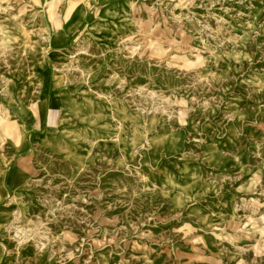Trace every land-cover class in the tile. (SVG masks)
Wrapping results in <instances>:
<instances>
[{
  "label": "rangeland",
  "instance_id": "obj_1",
  "mask_svg": "<svg viewBox=\"0 0 264 264\" xmlns=\"http://www.w3.org/2000/svg\"><path fill=\"white\" fill-rule=\"evenodd\" d=\"M116 3L106 50L90 24ZM64 92L96 121L60 149ZM0 167V264H264V0H0Z\"/></svg>",
  "mask_w": 264,
  "mask_h": 264
},
{
  "label": "bare ground",
  "instance_id": "obj_2",
  "mask_svg": "<svg viewBox=\"0 0 264 264\" xmlns=\"http://www.w3.org/2000/svg\"><path fill=\"white\" fill-rule=\"evenodd\" d=\"M124 7H122L121 4H110L102 12V17L100 20H94L90 24V29L93 30V38L94 40L104 49L109 50L113 48V45L115 41L113 40L112 34L117 31V29H120L124 27V24L121 23L120 17L123 14ZM85 18V11L82 6L77 7L69 22V29L71 31H74L75 28H77L82 21ZM61 51L60 50H54V53H52L53 57H60ZM107 55V54H106ZM107 56H105L106 58ZM101 61L99 64V67L97 66L95 69L92 70V72L89 74V77H92V73H95V70H99L102 67ZM36 74L40 77L43 83V90H42V102L40 103V110L43 111L44 106V99L47 94V89L49 85V79H50V68L46 63H42L36 68ZM61 83V76L58 74L55 76L54 85L57 87ZM72 87V86H71ZM74 89V86L72 87ZM63 96L61 101H59V98ZM59 102L63 105V112H62V119L60 121L58 131L54 135H50L49 133H44L40 137V142L45 143L48 139L52 140L56 147L63 149L67 145L72 143L71 135H77L79 136L88 128L87 126L93 124L96 121V116L93 113V103L90 102L88 96L83 95L79 98H75L74 96L64 92L59 93V96H56L55 94L52 95V104L58 105ZM76 114L78 120L76 122V125L73 126V129H70L67 127V123L69 122V118L71 114ZM24 130V129H23ZM66 131V132H65ZM97 131V130H96ZM165 129H162L161 132H164ZM125 131L122 130L120 132V136L118 139L119 143H123V133ZM24 133V131H23ZM97 134V133H96ZM103 141H107L106 139H102ZM159 139H149V143H152L153 146H157L156 142H158ZM171 140H166V143L171 148L173 146ZM21 146L25 147L24 140L21 141ZM2 176V169L0 167V179ZM7 180L9 183L16 187L20 185L26 184L28 177L17 167L10 171V173L7 176ZM170 189L173 190V194H176L177 188L170 184ZM0 192L1 188H0Z\"/></svg>",
  "mask_w": 264,
  "mask_h": 264
},
{
  "label": "crops",
  "instance_id": "obj_3",
  "mask_svg": "<svg viewBox=\"0 0 264 264\" xmlns=\"http://www.w3.org/2000/svg\"><path fill=\"white\" fill-rule=\"evenodd\" d=\"M51 100V98H50ZM47 103V102H46ZM45 103V117H47V104ZM63 107V105L59 102L58 106L50 105V112H53L54 115ZM240 162V160H239ZM242 164V162H240ZM243 192H201L200 199L198 205L196 207L199 210H203L204 212H210L212 210L216 211H224L230 212L233 210L235 204H231L233 201L232 197H241ZM203 195V196H202Z\"/></svg>",
  "mask_w": 264,
  "mask_h": 264
}]
</instances>
